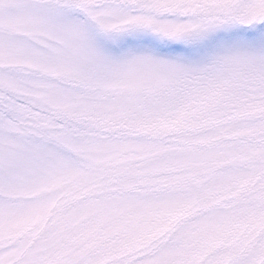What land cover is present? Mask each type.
Segmentation results:
<instances>
[{"label": "snow or ice", "instance_id": "6c2138e0", "mask_svg": "<svg viewBox=\"0 0 264 264\" xmlns=\"http://www.w3.org/2000/svg\"><path fill=\"white\" fill-rule=\"evenodd\" d=\"M0 264H264V0H0Z\"/></svg>", "mask_w": 264, "mask_h": 264}]
</instances>
